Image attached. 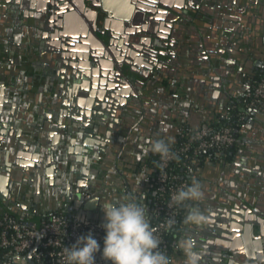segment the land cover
Wrapping results in <instances>:
<instances>
[{
	"label": "crops",
	"instance_id": "obj_1",
	"mask_svg": "<svg viewBox=\"0 0 264 264\" xmlns=\"http://www.w3.org/2000/svg\"><path fill=\"white\" fill-rule=\"evenodd\" d=\"M253 4L245 7L256 14L257 22L248 20L249 12L237 14L233 10L232 14L222 8L218 11L228 15L227 19L217 15L213 19L204 14L187 25L175 20L174 38L163 32L164 54L159 59L164 63L159 71L141 48L114 45L113 51L108 52L112 59L122 60L120 67L133 82L140 79L145 83L132 89L137 97L128 86L112 77V68L118 69L108 68L104 55L98 57L99 63L86 69L88 77L83 76L81 84L78 83L81 89L77 82L70 85L61 82L62 105L55 104L51 89L38 95L32 91L29 101L23 93L10 95L9 86L0 84V210L17 215L29 212L33 219L40 220L59 211L68 213V208H75L73 202L81 196L86 199L97 196L99 201L90 211L92 218L88 222L103 225L102 205L121 203L125 183L137 202L147 206L149 199L153 201L148 181L149 161L157 156L150 151V145L168 138L172 140L171 146L177 145L183 127L197 130L210 121L225 118L232 108H244L243 101L253 79L264 68V0H254ZM201 5L202 0H198L197 8ZM237 6L241 8L242 4ZM213 7V3H208L203 8L213 12ZM234 40L244 42L238 44L234 76L200 63L220 48L224 50L223 57H227V46L222 43ZM40 101L47 103L45 110L38 106ZM102 107L112 108L115 116L110 115L106 124H97L96 113L103 112ZM58 108L62 113L57 112ZM258 118L264 119V103L249 108L245 114L244 122L236 129L237 141L230 158H209L187 170L190 185L198 181L205 195L200 201H188L186 215L197 207L206 216V222L198 228L182 222L169 255L172 264H185L184 254L177 248L185 234L194 236V250L199 254L205 246L210 248L217 235L226 234L225 227L232 220L243 230L239 238H222V243L236 244L237 248H248L254 253L264 245V220H258V214L252 212L260 201L249 192L250 188L264 190V121ZM59 144L70 151L65 166L61 155L56 159L52 153L54 150L60 153ZM34 155L45 159L44 166L53 171L42 176L40 182L35 177ZM86 160L88 177L83 175ZM18 164L26 166L23 171ZM105 190L113 192L108 194ZM239 195L252 201L250 205L241 199L242 206L251 212L233 207L236 203L230 196ZM147 207L150 209L151 205ZM14 264H26L25 256L16 258Z\"/></svg>",
	"mask_w": 264,
	"mask_h": 264
},
{
	"label": "flooded vegetation",
	"instance_id": "obj_2",
	"mask_svg": "<svg viewBox=\"0 0 264 264\" xmlns=\"http://www.w3.org/2000/svg\"><path fill=\"white\" fill-rule=\"evenodd\" d=\"M155 1L156 7L153 6ZM242 1H245L247 5L254 3V0H239V5ZM54 2L55 5L51 8L49 0H0V17H2L0 18V84L9 86L10 95L16 97L20 95L19 93H23L26 100L31 101L32 91H35L34 95H38L41 91L51 89L53 99L56 100L55 104L62 105L64 87L61 88L63 86L61 82L66 81L69 85L72 81L77 82L76 85L81 89L82 77H88L86 69L99 63L98 57L104 54L99 53L98 42L93 41L94 49L87 52L91 64L85 66L83 40H90V38L81 35L76 38L72 35L78 30L85 32L81 22L75 23L72 21H75L74 18L70 19L72 16L66 17L74 10L79 11L92 29L89 20L85 17L89 16L96 25L97 35L104 33L106 37L102 36L101 39L108 52L112 51L111 48L114 49V45H121L126 49L141 48L146 55L153 46L157 51H161L165 44L162 41L163 32L168 34L170 39L174 37L175 29L168 26L172 20L170 22L167 20L168 17L171 19L173 17L163 10L176 14L178 16L176 20L181 23L185 21L186 25L190 21L204 17V14L214 19L218 13L216 6L213 7V12L203 8L205 4L214 3L215 0H202L199 8H197L198 0H105L106 5H109L107 7L112 10V17H110L112 21L106 24L108 12L103 9L104 0H54ZM161 2L169 5L170 9ZM70 5L74 10L70 9ZM221 8L228 9L229 13L233 11L228 6ZM177 11L181 13L178 14ZM122 14H126L127 17H120ZM68 18L71 20L70 23L66 22ZM172 23L174 25L175 20ZM28 29L33 30V33L27 31ZM87 45L91 46L90 43ZM148 57L151 59L150 54ZM112 60L114 67L120 66L122 61ZM105 61L108 62V58ZM155 68L159 71L157 66ZM62 70L66 73L63 74ZM112 77L117 78L114 73ZM38 106L45 110L48 105L40 101ZM61 111L60 108L57 109V112ZM59 156L60 153L57 152V157ZM43 161L46 162L45 159ZM18 167L23 171L22 166ZM249 192L256 194L258 198L264 197V190L261 188H250Z\"/></svg>",
	"mask_w": 264,
	"mask_h": 264
},
{
	"label": "built area",
	"instance_id": "obj_3",
	"mask_svg": "<svg viewBox=\"0 0 264 264\" xmlns=\"http://www.w3.org/2000/svg\"><path fill=\"white\" fill-rule=\"evenodd\" d=\"M247 96L251 98L250 107H257L264 102V69L261 79L256 81ZM244 119L245 115L240 120ZM181 136L184 137V141L171 149L173 156L166 162H162L160 156L158 157L160 172L156 201L153 206L151 204L150 209L143 205L148 209L149 215L152 212L156 217L163 214V220L159 224L154 226L150 223L161 239V245L165 242L167 222L169 219L174 220L178 213L176 205L169 207L171 197L178 190L188 187L186 180H180L179 177L170 173L172 163L180 157H195L208 150L226 151L237 141L236 128L230 126L215 130L205 125L194 131H181ZM112 192V190H105L108 194ZM122 193L124 200L121 203L132 200L137 202L127 183L124 184ZM89 233L97 239L102 250L105 231L102 225L95 222H82L77 216H69L64 211L35 220L29 212L16 217L6 210H0V264H14L16 258L32 251L37 243V248L32 253L37 264H65L63 249L72 247L79 237ZM95 262L111 264L102 257V251L96 254Z\"/></svg>",
	"mask_w": 264,
	"mask_h": 264
},
{
	"label": "water",
	"instance_id": "obj_4",
	"mask_svg": "<svg viewBox=\"0 0 264 264\" xmlns=\"http://www.w3.org/2000/svg\"><path fill=\"white\" fill-rule=\"evenodd\" d=\"M48 1V0H47ZM49 2H51L50 6L51 8L53 7V5H55L54 0H49ZM234 3V5H233ZM157 2L155 1L153 6L156 7ZM162 5H164L161 2ZM239 4V0H215V2L213 3V6L217 7L216 11L218 12L216 15L222 19H227L228 15L221 13V11L218 9H220L222 6H230V8H233V10L235 11V13L237 14H243L246 12H249L250 16L248 18V20H252V21H256L257 22V16L256 14H254V12L252 11H247V8L245 7L246 4H244V1H242V7H238L237 5ZM109 5H106L105 0L103 2V9L105 11L108 12V16L105 20V23H109L112 20L110 19V17H112V13H111V8L107 7ZM166 7H168V9H170L169 5H164ZM70 9L74 10V8L70 5ZM81 9V8H80ZM87 10H91V9H87ZM82 11V9H81ZM161 11V10H160ZM96 12V11H94ZM165 13H169V16H172L173 18L171 19L170 17L167 18V20L170 22V20H172V22L174 20H176L178 18V16L174 13H172L171 11H164ZM180 12V11H179ZM178 13V11H177ZM181 13V12H180ZM178 13V14H180ZM233 14V11L231 12ZM97 15V12H96ZM68 16H72V18L70 19H75L72 20L75 23L81 22V24L84 26L85 32H81V31H75L72 35L75 36L76 38L78 36H85V37H89L90 40H83V42L85 43V46L83 47L84 51H85V59H86V63L85 66H89L91 64L89 57H88V51L90 49H94L95 45L92 43L93 41L98 42V47L99 50H103L104 51V55L107 56L108 58V68H112L114 67V61L111 58V55L108 53V50L106 49V45L103 42V40L101 39L102 36L106 37L104 35V33L97 35L95 33L96 31V25L93 24V21L90 20L89 16L86 15L85 17L89 20L90 25L92 27V29L89 28V26L87 25L86 21L84 20L83 16L79 13V11L74 10L72 13H70L69 15H66V17ZM115 16V15H114ZM120 17L126 18L127 15L126 14H122L120 15ZM206 20H209L208 18H205ZM11 21V19H10ZM71 20H69V18L66 20V22L70 23ZM169 23L168 26L169 27H173V23ZM197 22V21H196ZM184 23H186L184 21ZM107 26V25H106ZM61 27V26H60ZM26 29V28H25ZM27 31H30L31 33H33V30L28 29ZM65 34V33H63ZM66 35V34H65ZM112 35V34H109ZM239 36V35H237ZM244 37V36H243ZM250 37V36H249ZM174 38V37H173ZM246 38V37H244ZM247 39H250L247 37ZM148 41V40H147ZM90 43L91 46H88L87 44ZM244 42L243 40H238V41H233L232 43L227 42V43H222L223 45L227 46V50L226 53L228 54L227 57H223L224 54V50L223 49H219L217 50V52L212 51V54L209 56H205L204 59H202L201 64H207L208 66H214L217 69L218 73H221V69L224 70V74H230L231 76H234L233 74V69H234V65L236 64L234 58L235 55L237 54V48L240 47L239 45H242ZM111 50L113 51V49L111 48ZM151 56V59H149L150 63L154 64L155 66H157L158 68L161 67V65L164 63L162 60L159 59V55L164 54L163 51H157L156 47L153 46V48H151L148 52ZM148 54V55H149ZM118 70H115L112 68V72L117 76V80H120V82L126 86H128L129 89H132L134 87H141L144 86V82L140 79H135L134 82L132 81V77L130 75H128L125 71V69H123L120 66H117ZM63 74H65V70L61 71ZM211 72V71H210ZM213 72V71H212ZM111 73V75L113 74ZM61 81H63V79H61ZM61 88H63V86H61ZM133 95L137 97V92L132 91ZM259 108V107H258ZM103 112H98L96 113V115L98 116V120H97V124L102 123V124H106V121L108 119V117L111 115L112 117H114V110L111 108H105L102 107ZM62 113V111L60 112ZM95 115V114H94ZM261 121H264L263 118H258ZM253 122V121H252ZM261 128L262 126L259 125ZM263 129V128H262ZM73 142V141H71ZM61 147L60 150V159L62 160V164L63 166L67 165V160L66 156L67 154L70 152L68 149H66V146L64 144H59ZM59 150V149H58ZM57 150L52 151L53 155L54 153H56V159H58L57 157ZM33 160L37 163L34 164L35 166V177L37 178V180L40 182V178L44 175H51L52 174V169H50V167H45L44 165H46L47 161H43V159L39 158V155L37 157V155H34ZM41 161V162H38ZM87 165V160L85 161V168H83V175H85L86 177H88V169L86 168ZM19 166V164L17 165ZM20 166L22 167H26L24 164H20ZM29 168H26V171H28ZM125 181V179H124ZM128 184V183H127ZM97 192V191H96ZM156 195V192H153V196ZM238 198H235L234 196H230V198L232 200L235 201L236 204H234V208L239 210L240 212H251L252 210L247 208V207H243L242 206V200L244 199V201H246L247 203H249L250 205H252V201L249 199V197L247 196H242L239 195L237 196ZM143 199L146 198V195H144L142 197ZM36 202H38L39 197L37 196L35 198ZM99 201V197L95 196L93 199H86L85 197H79L76 201L73 202V205L75 208H68V214L69 216H76L78 213V217L82 222H88L89 219L92 218V212H90L91 210H93L94 205ZM259 203L257 205V209L253 210L252 212L257 213V219L263 221L264 220V213L261 212L264 209V197H260L259 198ZM152 200L149 199L148 203L152 204ZM241 206L244 208H241ZM89 210V212H87ZM235 210V211H237ZM243 227H241V225H239L237 222H235L234 220H232V222H230L228 224V227H225V232L226 234L222 235V236H218L217 235V240L216 241H212L210 242V248H207L206 246L203 248L204 251H202L201 253H199V257H200V264H264V245H261L257 251L254 253L253 251L249 250L248 248L245 249H239L236 247V244H224L222 243L221 239L222 238H226L229 240H235L237 238H239V233L242 232ZM216 236V235H214ZM243 236V235H242ZM38 245V243H37ZM37 245L34 247V249L30 252H28L25 255V262L26 264H37L36 261L33 259L32 253L36 250ZM19 258V257H18Z\"/></svg>",
	"mask_w": 264,
	"mask_h": 264
},
{
	"label": "clouds",
	"instance_id": "obj_5",
	"mask_svg": "<svg viewBox=\"0 0 264 264\" xmlns=\"http://www.w3.org/2000/svg\"><path fill=\"white\" fill-rule=\"evenodd\" d=\"M171 138L155 140L150 145V151L160 156L162 162L174 154L171 151ZM163 166V165H162ZM202 185L194 181L187 188H182L171 197L172 205H181L185 201H200L204 198ZM105 222L103 248L89 233L78 238L72 247H65V264H96L95 256L101 253L111 264H172L168 254L161 250V239L151 227L148 209L134 200L102 205ZM206 222L203 212L193 207L188 211L183 223L198 228ZM171 228L175 221L169 219ZM196 240L191 233L185 234L177 243V248L183 252L185 264H200L199 254L194 250Z\"/></svg>",
	"mask_w": 264,
	"mask_h": 264
},
{
	"label": "trees",
	"instance_id": "obj_6",
	"mask_svg": "<svg viewBox=\"0 0 264 264\" xmlns=\"http://www.w3.org/2000/svg\"><path fill=\"white\" fill-rule=\"evenodd\" d=\"M262 75H263V70L261 73L257 74L255 76V78L253 79V83H252L250 90H252L256 81L261 79ZM250 102H251V98L246 96L244 101H243L244 108H240L239 106L232 108L229 111V114L225 118L218 119L215 121H210L207 125L214 128L215 130L216 129H222V128L227 127V126L234 127L237 129L238 126L244 122V120L243 121L240 120L241 117L244 116L246 113H248L249 108H251ZM182 131L184 132V131H194V130L190 129L189 127H183ZM183 141H184V137L181 136L179 144L172 145L171 149L181 145L183 143ZM233 148H234V146L230 147L226 151L208 150V151L203 152L202 154L197 155L195 157H180L172 163L171 168H170V173L172 175H176L177 177H179L180 180H186L188 182V186H190V180L187 179V177H186V172L188 169L195 168L197 165L203 164L205 162V160H207L209 158L210 159H222V160L230 158L231 153L233 151ZM158 157H159V155H157L156 157H153L149 161L148 181H149L150 186H151V188H150L151 195H153V192L154 191L156 192V189H157L158 175L160 172ZM152 197H153V203H152V206H153L155 201H156L157 195L152 196ZM187 206H188V201H185L184 204L176 205V210L178 213L174 218L175 224L171 228L167 227V229H166L165 242L163 243V245H161V250L165 251L168 254V256L172 252L175 241L177 240V237L180 233V227H181V224L185 218V215L187 212ZM59 212H62V211H59ZM11 214L13 216H16V217L20 216V215L14 214V213H11ZM52 214H54V213H52ZM50 215L51 214H48L45 217H48ZM149 218H150V223H152L155 226V225L159 224V222L161 220H163V214L160 217H156L154 212H152L149 215ZM96 224H98V223H96ZM46 263H48V262L46 261Z\"/></svg>",
	"mask_w": 264,
	"mask_h": 264
}]
</instances>
